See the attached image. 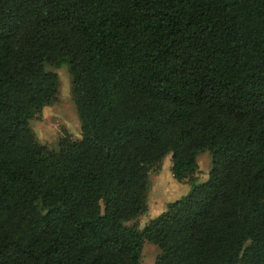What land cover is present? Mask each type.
I'll return each instance as SVG.
<instances>
[{
  "label": "trees",
  "instance_id": "obj_1",
  "mask_svg": "<svg viewBox=\"0 0 264 264\" xmlns=\"http://www.w3.org/2000/svg\"><path fill=\"white\" fill-rule=\"evenodd\" d=\"M47 65L81 121L59 151L31 127ZM168 156L189 192L128 226ZM146 241L155 264H264V0H0V264H143Z\"/></svg>",
  "mask_w": 264,
  "mask_h": 264
},
{
  "label": "rangeland",
  "instance_id": "obj_2",
  "mask_svg": "<svg viewBox=\"0 0 264 264\" xmlns=\"http://www.w3.org/2000/svg\"><path fill=\"white\" fill-rule=\"evenodd\" d=\"M47 70L58 75L59 93L56 101L45 106L42 112L31 121V127L41 145H45L53 151H59V142L62 138L68 137L72 140L82 138L81 121L74 102L73 77L69 66L63 65L61 68H57L54 65H47ZM198 164L199 170L193 177L197 178L199 182H205L212 168L210 153L200 154ZM171 168V156H168L164 160L162 170L158 173H151L152 188L148 197V210L138 219L128 222V226L142 230L150 220L167 210L168 203L180 198L185 193V184L190 186V179L184 183H175ZM159 253L160 249L156 245L146 241L142 255L143 264H155Z\"/></svg>",
  "mask_w": 264,
  "mask_h": 264
},
{
  "label": "crops",
  "instance_id": "obj_3",
  "mask_svg": "<svg viewBox=\"0 0 264 264\" xmlns=\"http://www.w3.org/2000/svg\"><path fill=\"white\" fill-rule=\"evenodd\" d=\"M173 181H174L175 183L177 182L174 178H173ZM178 183H179V182H178ZM185 186H186V189H185L186 191H185V193H188L189 190H190V186H188L187 184H185ZM185 193H184L182 196H184ZM182 196H181V197H182ZM181 197H180V198H181ZM180 198H178V199H180ZM178 199H175L174 201H176V200H178ZM174 201H173V202H174Z\"/></svg>",
  "mask_w": 264,
  "mask_h": 264
}]
</instances>
